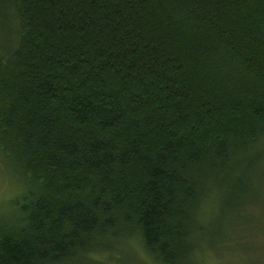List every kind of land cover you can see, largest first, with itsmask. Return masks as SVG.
I'll return each mask as SVG.
<instances>
[{
    "label": "trees",
    "instance_id": "trees-1",
    "mask_svg": "<svg viewBox=\"0 0 264 264\" xmlns=\"http://www.w3.org/2000/svg\"><path fill=\"white\" fill-rule=\"evenodd\" d=\"M0 161L22 189L0 264H82L134 239L155 264L249 247L264 0H0Z\"/></svg>",
    "mask_w": 264,
    "mask_h": 264
},
{
    "label": "rangeland",
    "instance_id": "rangeland-1",
    "mask_svg": "<svg viewBox=\"0 0 264 264\" xmlns=\"http://www.w3.org/2000/svg\"><path fill=\"white\" fill-rule=\"evenodd\" d=\"M21 192L19 183L5 172L0 161V220L7 219L12 214V201ZM260 196L263 197L264 193ZM250 212L257 216L260 210L254 207ZM262 228L264 225L255 226L250 231L252 238L247 241L249 247L237 239L226 244L220 243L213 254L203 258L202 264H264V237L260 233ZM114 246L115 249L110 252L91 254L82 264H155L146 256L138 240L134 239Z\"/></svg>",
    "mask_w": 264,
    "mask_h": 264
}]
</instances>
